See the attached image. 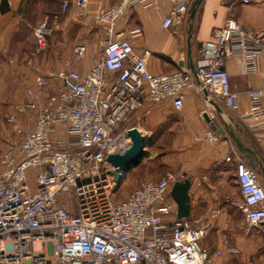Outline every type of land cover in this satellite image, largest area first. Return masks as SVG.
Wrapping results in <instances>:
<instances>
[{
    "label": "built area",
    "instance_id": "1",
    "mask_svg": "<svg viewBox=\"0 0 264 264\" xmlns=\"http://www.w3.org/2000/svg\"><path fill=\"white\" fill-rule=\"evenodd\" d=\"M2 0H0L1 2ZM165 0H121L112 7L99 6L95 21L107 26L100 58L90 70H60L53 76L38 75L36 90L27 89L32 106L46 97L34 128L24 131L14 115L21 141L10 142L3 152L0 169V264H215L220 250L211 253L202 242L210 228L169 220L175 202L173 184L183 176L168 172L159 180L142 181L121 202L114 197L115 184L108 155L123 153L131 144L132 120L150 113L152 105L172 102L176 110L185 104L186 92L196 86L193 72L178 70L155 74L148 66L149 50L137 52L133 38L140 29L114 33V27L129 8H156ZM248 4L252 0H241ZM90 0H77L86 7ZM171 11L163 21L170 28L190 12L187 0H169ZM67 4H64L66 7ZM48 20L33 31L39 51L48 48ZM87 46L77 44L74 57L82 61ZM264 54V32L248 29L234 18L202 43L195 75L198 89L207 100L237 107L226 67L229 58L240 62L245 72L259 69ZM52 79L61 82L54 94H46ZM251 106L242 116L264 153V89L250 92ZM19 113L24 106L17 107ZM62 128V130L60 129ZM64 132L68 138L56 137ZM206 140L231 145L226 162L234 163L243 196L233 202L251 227L262 235L264 253V180L249 165L229 138L209 130ZM220 210H213L216 218Z\"/></svg>",
    "mask_w": 264,
    "mask_h": 264
},
{
    "label": "crops",
    "instance_id": "2",
    "mask_svg": "<svg viewBox=\"0 0 264 264\" xmlns=\"http://www.w3.org/2000/svg\"><path fill=\"white\" fill-rule=\"evenodd\" d=\"M187 1L191 10L195 0ZM120 2L90 0L84 8L77 5V0L0 2V130L7 132L9 140H22L8 121L10 116H15L16 123L24 131L32 130L36 124L39 108L36 112L26 113L27 107L18 102L23 97L29 99L27 89L36 90L38 75L52 76L60 70H77L85 74L100 58L107 26L96 23V11L99 6L112 7ZM170 11L169 0L156 8H129L114 27V33L125 35L131 30H141L142 34L132 42L137 52L150 51L148 66L151 72L162 74L190 70L196 84L187 90L181 110H176L169 101L159 105L145 101L150 113L137 121L132 120L130 127L137 128L146 137L144 150L147 155L125 176L121 186H127L130 194L142 181L159 180L168 172L183 176L182 181L190 179L191 214L186 221L193 226L210 224L202 244L211 253L222 251V257H217L215 264H264L260 230L251 227L246 216L233 204L241 202L243 196L235 165L226 162L231 145L223 142L213 144L206 140V132L213 128L204 118L207 113L222 126L225 134H219L229 138L241 159L261 169L263 178V149L252 137L242 116L251 106L250 92L264 89V54L255 72H245L240 62L233 58L227 60L231 89L237 93L234 110L215 101L220 108V111L216 110L207 100L206 92L198 89L199 80L194 72L202 43L213 39L228 18H234L255 32H264V0H252L248 4L241 0H202L193 18L189 12L183 20L164 28L163 21ZM44 20H48L51 27L49 52L37 59L29 51V44L33 43L30 34ZM77 44H84L88 49L82 61L74 57ZM54 80L46 94H54L61 88V82ZM45 99L44 96L38 100L39 106L45 103ZM261 102L264 104V97ZM19 106H24L25 112L19 113ZM230 131L250 150L248 154L241 152L229 135ZM56 137L68 138V135L60 131ZM6 147L0 151V169ZM169 199L173 200L171 194ZM177 209L175 202L174 213L169 220L177 218ZM213 210H220L216 218L211 217Z\"/></svg>",
    "mask_w": 264,
    "mask_h": 264
},
{
    "label": "water",
    "instance_id": "3",
    "mask_svg": "<svg viewBox=\"0 0 264 264\" xmlns=\"http://www.w3.org/2000/svg\"><path fill=\"white\" fill-rule=\"evenodd\" d=\"M201 1L202 0H195L192 5L190 10L191 18L194 17ZM206 95L208 96V92H206ZM212 104L215 106L216 110L220 111V108L215 101H212ZM204 118L211 124L213 130L220 134H225L222 126L214 118L210 117L209 114H204ZM229 135L233 138L241 152L244 154H248L250 152V150L245 148L239 139L234 135L233 131H230ZM128 136L131 141L130 147L123 153H112L107 157L108 162L114 169L111 171V175L118 188H120L125 176L134 167L139 166L147 155V152L144 150L146 146V137L142 135L137 128H131L128 131ZM190 187L191 180L188 178L183 181H177L172 186L170 194L177 204V218L179 219H186L191 214Z\"/></svg>",
    "mask_w": 264,
    "mask_h": 264
},
{
    "label": "rangeland",
    "instance_id": "4",
    "mask_svg": "<svg viewBox=\"0 0 264 264\" xmlns=\"http://www.w3.org/2000/svg\"><path fill=\"white\" fill-rule=\"evenodd\" d=\"M35 28V27H34ZM34 28H33V31H34ZM33 31H32V33L30 34L31 35V38L33 39V43L30 45L29 43V51L32 53V57L34 58H41L42 56H44V55H48V52H49V46H48V48L45 50V51H39L38 49H37V47H36V44H35V40H34V36H33ZM48 77H51V75H47ZM53 76V75H52ZM55 80L54 79H52L51 80V82H50V84H49V87H50V85H52V82H54ZM46 100V99H45ZM18 103H23L26 107H27V112L26 113H29L30 111L31 112H36L37 111V109L39 108V104H37L36 106H32V104H31V102H30V98L29 99H27V98H25V97H23L21 100H20V102H18ZM5 114L6 113H4V114H2V118L4 119L5 118ZM13 140H9V137H8V135H7V132L3 129H1L0 130V151L2 152L3 151V149L6 147V145L7 144H9L10 142H12ZM15 141V140H14ZM258 170H261V169H258ZM232 174H234V172H232ZM129 192V190H128V187L127 186H121L118 190H117V192H116V194H115V197H114V199H115V201H117V202H121V201H124L126 198H127V196H128V193ZM242 217H243V215H242ZM248 229V227L246 226L245 227V230H247ZM251 230H252V228H251ZM250 230V231H251ZM209 232V231H208ZM261 238H262V236H261Z\"/></svg>",
    "mask_w": 264,
    "mask_h": 264
},
{
    "label": "trees",
    "instance_id": "5",
    "mask_svg": "<svg viewBox=\"0 0 264 264\" xmlns=\"http://www.w3.org/2000/svg\"><path fill=\"white\" fill-rule=\"evenodd\" d=\"M199 7V6H198Z\"/></svg>",
    "mask_w": 264,
    "mask_h": 264
}]
</instances>
